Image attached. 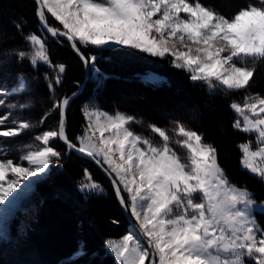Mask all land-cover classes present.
<instances>
[{
    "label": "snow or ice",
    "instance_id": "1",
    "mask_svg": "<svg viewBox=\"0 0 264 264\" xmlns=\"http://www.w3.org/2000/svg\"><path fill=\"white\" fill-rule=\"evenodd\" d=\"M36 3L40 26L57 42L66 38L93 72L97 71L98 57L88 54L92 47L102 51L123 47L160 58L170 55L174 59L169 62L185 70L193 82L206 85L210 95L217 89L227 95L248 88L256 66L264 63V0L258 5L249 3L231 17L201 0ZM47 14L62 29L51 25ZM23 39L33 46L31 55L21 50L13 59L28 60L33 69L46 70L43 80L51 99L63 83L66 65L51 61L43 37L28 34ZM173 41H179L186 50H180ZM31 94L22 76L11 86L0 78V109H8L0 110V138L16 137L32 127L26 120L8 124L13 111L31 109L29 103L9 101L17 97L24 101ZM244 100L243 106L236 101L230 105L238 115L233 128L255 134L254 143L249 140L238 145L241 166L264 182V164L257 163V158L264 161V96L253 94ZM70 103L67 96L52 100L49 111L56 114L58 127L35 136L44 147L28 151L19 163L12 159L0 162V205L6 209L16 199L13 193L17 189L27 187L25 182L30 184V178L46 174L49 165L61 158L62 153L50 144L55 139L63 142L66 150L83 154L101 167L107 165L105 171L114 174L116 199L138 222V229L125 235L122 243L106 241L118 264H157L156 257L158 264H264V227L254 215L257 201L247 188L230 182L218 162L217 149L204 141L203 133L177 122L174 131L184 139L176 143L187 149L181 156L170 147L172 138L163 129L149 126L163 141L154 144L127 127L140 123L135 117L86 108L92 121L88 130L94 125L99 140L94 142V131L72 138L67 134ZM45 119L41 117L40 122ZM106 132L110 133L107 137ZM82 190L96 195L104 191L97 183H85ZM259 206L264 210V202ZM79 251L85 254L83 249Z\"/></svg>",
    "mask_w": 264,
    "mask_h": 264
},
{
    "label": "trees",
    "instance_id": "2",
    "mask_svg": "<svg viewBox=\"0 0 264 264\" xmlns=\"http://www.w3.org/2000/svg\"><path fill=\"white\" fill-rule=\"evenodd\" d=\"M259 2L201 0L202 4L213 7L226 17L233 16L249 3L258 5ZM48 19L51 25L62 29L55 19ZM28 34L43 37L51 61L66 65L63 83L51 99L43 80L46 70L43 67L33 69L28 60L13 59L21 50L31 55L33 46L23 39ZM85 51L88 52L87 49ZM88 54L98 57L97 71H91L85 88L67 109L69 137L83 134L86 126L83 108L93 105L107 113L120 112L135 117L140 123L133 122L127 127L154 144H162L163 141L149 126L163 129L172 138L170 147L184 156L187 149L176 143L183 140L174 131L178 122L203 133L204 141L217 149L218 162L230 182L239 188H247L257 204L264 202V182L241 166L242 153L238 148L255 135L233 128L237 115L230 107L233 101L243 106L245 96H264V63L256 66L257 71L248 88L230 91L227 95L217 89L214 95H210L206 85L193 82L185 70L175 68L169 62L172 60L170 56L152 57L123 47L103 51L92 47ZM0 64V78L8 86L22 76L32 93L24 101L18 97L10 100L15 104L26 102L31 105L26 112H16L20 121L26 120L32 127L23 130L21 135L0 140V148L33 145L36 135L58 127L56 114L49 111L50 104L52 100L69 97L77 90L84 78V66L67 42L61 39L57 42L42 30L34 0H0ZM149 73L160 76L162 80L154 84L144 81L143 77ZM41 117H46L43 123L40 122ZM52 143L62 156L51 164L49 176L36 184L32 205L34 216L17 217L12 226L13 250L27 253V249H32L38 264H117L106 241L124 236L129 223L108 179L85 157L66 150L61 141L53 140ZM5 160L8 158L0 156V161ZM86 174L103 188L102 194L80 190ZM254 215L264 227V211H255ZM7 248L0 247V264H8L5 258ZM79 249H83L85 254L81 255ZM18 255L20 257L21 253ZM23 258L29 260L26 256Z\"/></svg>",
    "mask_w": 264,
    "mask_h": 264
},
{
    "label": "rangeland",
    "instance_id": "3",
    "mask_svg": "<svg viewBox=\"0 0 264 264\" xmlns=\"http://www.w3.org/2000/svg\"><path fill=\"white\" fill-rule=\"evenodd\" d=\"M46 11V10H45ZM48 17H51V14H47ZM185 14L184 13H181V16H184ZM54 19V17H51ZM58 22V21H57ZM59 23V22H58ZM61 27H63L62 25H60ZM177 44V47L180 49V50H186L184 49L181 45H180V42L179 41H173ZM166 56H170V55H166ZM171 57V56H170ZM171 59L173 60L174 58L171 57ZM93 72V71H92ZM90 78V77H89ZM89 80V79H88ZM143 80L146 81V82H149V83H158L159 81L162 80V78L156 74H153V73H149L147 75H145L143 77ZM9 103H12L11 101H9ZM86 108H95V109H98L96 107H94L93 105H86L84 108H83V113H84V117H85V121H86V126L84 128V132H88L89 135H92V132L94 131L95 132V135L93 136V140L94 142H98L99 140V131L95 130V126L93 125V128L91 131L88 130V125H90L92 123V121H90L88 119V116H87V113L85 111ZM4 111H8L7 107L5 106V108H3ZM2 110V109H0ZM100 110V109H99ZM101 112H104L102 110H100ZM234 111V110H233ZM107 113V112H105ZM235 113V112H234ZM108 114H111V115H115L116 113H108ZM236 114V113H235ZM18 115L19 113H17L16 111H13L12 112V115H11V119L8 120V124L11 125L12 123V120H16V121H20L19 118H18ZM237 115V114H236ZM249 115H251L249 113ZM261 115H264V114H261ZM237 118H238V115H237ZM242 121V117H239ZM110 133H105V137L109 136ZM255 135V134H254ZM35 138V137H34ZM5 139H8V138H0V140H5ZM184 139V138H183ZM55 140V139H54ZM53 141V140H52ZM52 141H50V144L51 146L53 145ZM253 143L255 142V136L254 138L252 139ZM35 143L33 145H13L12 148H5L4 149V154L3 155H0L1 157L3 158H8V159H12L14 160V162L18 161L17 163H19L21 161V157L23 155H25L28 151L30 150H37L38 148H42L44 147V145L42 144L41 141H34ZM115 147V146H114ZM16 160V161H15ZM2 162V161H0ZM257 163H261V164H264V161H260L259 158H257ZM23 165L24 166H28L27 165V161H23ZM104 168L106 169L107 168V165H104ZM245 169V168H244ZM247 170V169H246ZM50 171H51V164L49 165V169L48 171L46 172V174H41L39 177L37 178H30L31 180V183L28 184V182H25L27 184V187H25L24 185H22V189H17L16 192L18 193L17 195H19V200H18V203L19 205L16 206V208L12 211L13 213L11 215H9L7 218V220L5 219L6 223H0L1 227L3 228L2 232L0 233V247H3V248H7L8 249H11V250H6L5 251V258L7 259V262L8 264H38L37 263V258L35 256V252L31 249H27V253L23 252V250H21V255L19 257L18 254L19 253V250H17V252H15L13 250V244H12V236H11V231H12V226L16 223L17 221V217H20V216H23V217H33L34 216V212L35 210L33 209L32 205H33V202H34V198H35V188H36V184L39 182V181H42V180H45L49 174H50ZM252 174V173H251ZM112 178L114 176V174L111 175ZM9 178H11V175L9 176ZM109 181V180H108ZM85 183H95L93 182L89 175L86 174L85 175V180L82 182V184H80L79 188L80 190H82V185L85 184ZM83 191V190H82ZM126 195V194H125ZM255 211H264L261 209V207L259 206V204H257V207L254 208V212ZM5 213V212H4ZM5 214H8V213H5ZM129 215L131 217V219L133 220V222L137 225L138 227V222L135 220L134 217L131 216V213L129 211ZM4 216L2 215V213H0V218ZM23 226V225H22ZM133 231V229L130 227V225L128 226V232L125 234V235H128L130 234L131 232ZM124 235V236H125ZM122 236L121 238L119 239H112L111 241L115 242V243H122L123 240L122 238L124 237ZM145 240L147 239L146 237L144 238ZM16 244V243H15ZM108 247V246H107ZM20 249V248H19ZM109 249V248H108ZM110 251V250H109ZM111 252V251H110ZM112 253V252H111ZM17 254V255H16ZM114 255V253H112ZM27 257L29 260H24L23 257ZM115 257V255H114ZM26 258V259H27ZM116 259V258H115ZM156 260H157V264H158V257H156ZM117 264H118V261L116 260Z\"/></svg>",
    "mask_w": 264,
    "mask_h": 264
},
{
    "label": "water",
    "instance_id": "4",
    "mask_svg": "<svg viewBox=\"0 0 264 264\" xmlns=\"http://www.w3.org/2000/svg\"><path fill=\"white\" fill-rule=\"evenodd\" d=\"M35 2H36V0H34ZM37 4V3H36ZM38 19V18H37ZM39 24H40V22H39ZM42 28V27H41ZM42 30L46 33V35H48V36H51L48 32H46L43 28H42ZM61 40H64L65 42H67L69 45H70V42H68L67 40H66V38H60ZM71 47V46H70ZM72 48V47H71ZM73 50V49H72ZM74 51V50H73ZM75 53V52H74ZM76 54V53H75ZM78 57V56H77ZM83 64V63H82ZM83 66H84V69H85V74H84V78H83V80H82V82L78 85V87H77V90L74 92L75 93V95H73V94H71L68 98L70 99V101H72L74 98H76L82 91H83V89L85 88V85H86V83H87V81H88V79H89V77H90V73H91V71L89 70V68H88V66H86V65H84L83 64ZM69 107V106H68ZM63 143V142H62ZM78 155H80V156H82V157H85L88 161H90V162H92L102 173H103V175L109 180V183H110V185H111V187H112V189H113V192H114V188H113V184H112V176L111 175H109V173L107 172V171H105V168L104 167H101L100 165H98L94 160H92L91 158H89V157H86L85 155H83V154H79V153H77ZM121 206V205H120ZM121 208H122V206H121ZM122 210H123V208H122ZM123 212H124V215H125V217H126V219H127V221H128V223H129V225H130V227L133 229V230H135V229H138V227H137V225L133 222V220L131 219V217H130V215H129V212H125L124 210H123ZM146 241V240H145Z\"/></svg>",
    "mask_w": 264,
    "mask_h": 264
},
{
    "label": "bare ground",
    "instance_id": "5",
    "mask_svg": "<svg viewBox=\"0 0 264 264\" xmlns=\"http://www.w3.org/2000/svg\"><path fill=\"white\" fill-rule=\"evenodd\" d=\"M17 194H18L17 192L13 193V196H15L16 199L11 204H8V207L6 209L5 206L0 205V213L4 215L0 218V223H6L5 219L7 220V218H9L8 216L13 213L12 211L16 208V206L19 205L18 203L19 195ZM9 199L12 200V197H10ZM4 212L8 214H5ZM2 230L3 228L0 226V233L2 232Z\"/></svg>",
    "mask_w": 264,
    "mask_h": 264
}]
</instances>
